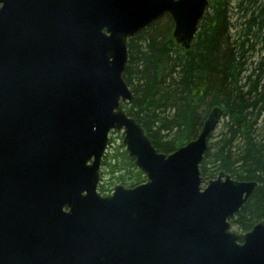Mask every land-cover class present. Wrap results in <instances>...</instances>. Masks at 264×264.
Returning a JSON list of instances; mask_svg holds the SVG:
<instances>
[{
    "label": "water",
    "instance_id": "95a60500",
    "mask_svg": "<svg viewBox=\"0 0 264 264\" xmlns=\"http://www.w3.org/2000/svg\"><path fill=\"white\" fill-rule=\"evenodd\" d=\"M209 0H0V264H264L256 180L199 164L223 109L164 153L124 109L127 43L168 14L189 48ZM145 179L101 194L110 131Z\"/></svg>",
    "mask_w": 264,
    "mask_h": 264
},
{
    "label": "trees",
    "instance_id": "16d2710c",
    "mask_svg": "<svg viewBox=\"0 0 264 264\" xmlns=\"http://www.w3.org/2000/svg\"><path fill=\"white\" fill-rule=\"evenodd\" d=\"M172 28L167 14L129 39L123 78L134 100L123 107L155 148L169 153L195 138L220 106L200 175L204 182L221 171L257 181L230 220L247 231L264 219V0H210L189 48L175 41ZM100 176L101 193L145 179L120 132L110 133Z\"/></svg>",
    "mask_w": 264,
    "mask_h": 264
},
{
    "label": "rangeland",
    "instance_id": "374dc122",
    "mask_svg": "<svg viewBox=\"0 0 264 264\" xmlns=\"http://www.w3.org/2000/svg\"><path fill=\"white\" fill-rule=\"evenodd\" d=\"M118 141V140H117ZM233 229H236L235 227H233Z\"/></svg>",
    "mask_w": 264,
    "mask_h": 264
},
{
    "label": "flooded vegetation",
    "instance_id": "af4514ba",
    "mask_svg": "<svg viewBox=\"0 0 264 264\" xmlns=\"http://www.w3.org/2000/svg\"><path fill=\"white\" fill-rule=\"evenodd\" d=\"M102 194V193H101ZM103 194H106V193H103Z\"/></svg>",
    "mask_w": 264,
    "mask_h": 264
}]
</instances>
